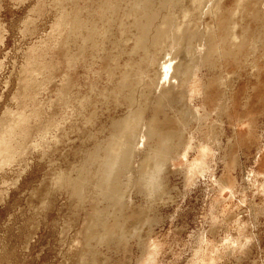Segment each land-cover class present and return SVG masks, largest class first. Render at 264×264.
I'll return each mask as SVG.
<instances>
[{
    "label": "rangeland",
    "instance_id": "rangeland-1",
    "mask_svg": "<svg viewBox=\"0 0 264 264\" xmlns=\"http://www.w3.org/2000/svg\"><path fill=\"white\" fill-rule=\"evenodd\" d=\"M80 1L0 0V264H264V0Z\"/></svg>",
    "mask_w": 264,
    "mask_h": 264
},
{
    "label": "bare ground",
    "instance_id": "bare-ground-1",
    "mask_svg": "<svg viewBox=\"0 0 264 264\" xmlns=\"http://www.w3.org/2000/svg\"><path fill=\"white\" fill-rule=\"evenodd\" d=\"M79 1H80V0H79ZM106 1H107V0H106ZM106 1H105V2H106ZM134 1H135V2H134ZM141 1H142V0H141ZM141 1H140V2H141ZM143 1H144V0H143ZM150 1H151V0H150ZM167 1H169V0H167ZM201 1H202V0H201ZM201 1H200V0H192V2H191V3H192V6H193V7L198 6V7H196V8L200 9L199 6H200V2H201ZM80 2H81V1H80ZM88 2H89V1H88ZM105 2H104V4H105ZM107 2H108V1H107ZM109 2H110V1H109ZM112 2H113V1H112ZM119 2H120V0L117 1V4H116L117 7H118ZM132 2H133V5H134V8H135V6L137 5L138 2H137V0H133ZM144 2H145V1H144ZM175 2H176V1H175ZM114 3H115V2H114ZM165 3H166V2H165ZM77 4H78V3H77ZM110 4H111V3H110ZM139 4H140V3H139ZM146 4H148L147 1H146ZM146 4H145V5H146ZM166 4H167V3H166ZM201 4H202V3H201ZM120 5H121V4H120ZM131 5H132V4H131ZM133 5H132V6H133ZM140 5H141V4H140ZM140 5H139V6H140ZM142 5H143V4H142ZM145 5H143V6H141V7H138V6H137L136 9L139 8L142 12H144V11H146V10L148 9V7H146ZM149 5H150V3H149ZM102 6H103V5H102ZM107 6H108V5H107ZM112 6H114V5L112 4ZM150 6H151V5H150ZM163 6H164V5H163ZM201 6H202V5H201ZM99 7H100V6H99ZM168 7H169V6H168ZM109 8H110V7H109ZM112 8H113V7H112ZM131 8H132V7H131ZM134 8H132V9L135 10V12H136V14H137V10L134 9ZM160 8H161V7H160ZM107 9H108V8H107ZM132 9H131V10H132ZM76 10H77V9H76ZM76 10H75V11H76ZM101 10H102V9H101ZM140 10L138 11L139 14L141 13ZM151 10H152V9H151ZM160 10H161V9H160ZM194 10H195V9H194ZM104 11H105V10H104ZM192 11H193V10H192ZM109 12H110V11H109ZM111 12H112V11H111ZM135 12H134V13H135ZM148 12H149V10H148ZM186 12H187V11H186ZM62 13H63V12H62ZM68 13H69V12H68ZM75 13H76V15L74 14V18H73V20H74V21H73V28H74V32H73V33H75V37L78 38V36H79L78 32H79L81 29H83V27H82V21H81V19H80L81 11L79 10L78 12H75ZM146 13H147V11H146ZM152 13H154V12H152ZM155 13H156V12H155ZM157 13H158V10H157ZM157 13H156V15H157ZM159 13H160V12H159ZM63 14H64V13H63ZM109 14H110V13H109ZM147 14H148V13H147ZM161 14H163V13H160V16H161ZM164 14H165V13H164ZM164 14H163V15H164ZM167 14H169V12L166 13L165 15H167ZM186 14H187V13H186ZM142 15H143V14H142ZM150 15H151V13H150ZM66 16H67V15H66ZM66 16H65V17H66ZM145 16H146V15H145ZM157 16H158V15H157ZM169 16H171V15H167V18H169ZM105 17H106V16H105ZM136 17H137V16H136ZM138 17H139V16H138ZM141 17H142V16H141ZM143 17H144V16H143ZM152 17H153V16H152ZM66 18H68V17H66ZM145 18H146V17H145ZM145 18H144V19H145ZM149 18H150V16H149ZM154 18H155V17H154ZM161 18L164 19V18H166V17H162V16H161ZM161 18H159V19H161ZM171 18H172V17H171ZM146 19H147V18H146ZM151 19H152V18H150V19H148V20H151ZM135 20H136V19H135ZM135 20H134V21H135ZM138 20H139V19H138ZM153 20H154V19H153ZM164 20H166V19H164ZM168 21H169V20H168ZM171 21L174 22V19H172ZM148 22H150V21H148ZM165 22H166V21H165ZM136 23H137V22H135V24H136ZM169 23H170V22H169ZM222 23H223V22H222ZM226 23H227V22H226ZM149 24H150V23H149ZM160 24H161V23H160ZM163 24H164V23H163ZM166 24H167V23H166ZM170 24H171V23H170ZM170 24H169V26H171ZM174 24H175V23H174ZM143 25H144V24H143ZM228 25H229V24H228ZM145 26L147 27V24H146ZM153 26H154V25H153ZM162 26H163V25H161L160 27H158V29H156V30H157V31H156L157 33L155 32V37L157 38L156 42L158 41V39L160 40V39L166 38L165 35H164V33L162 32V31H163V28H161ZM229 26H230V25H229ZM135 27H136V26H135ZM142 27H143V26H142ZM164 27L166 28L167 26L165 25ZM176 27H177V26H176ZM153 28H154V27H153ZM174 28H175V25H174ZM178 28H179V27H178ZM139 29H140V28H139ZM143 29H144V28H143ZM146 29H148V28H146ZM170 29H171V28H170ZM170 29H168V30H170ZM172 29H173V28H172ZM148 30H149V29H148ZM176 30H177V29H176ZM141 31H142V30H141ZM149 31H150V30H149ZM149 31H147V32H149ZM152 31H153V30H152ZM154 31H155V30H154ZM166 31H167V30L165 29V32H166ZM177 31H179L177 34L174 33L176 36H178V34L180 33V29H178ZM139 32H140V31H139ZM147 32H146V33H147ZM173 32H174V31H173ZM175 32H176V31H175ZM140 33H141V32H140ZM140 33H139V34H140ZM143 33H144V31H143ZM152 33H153V32H152ZM166 33H169V31L166 32ZM227 33H228V32H227ZM231 33H232V32H231ZM91 34H92V32H91ZM93 34H94V30H93ZM148 34H149V33H148ZM150 34H151V31H150ZM175 35H174V36H175ZM141 36H142V35H141ZM141 36H139L138 39H137V40H138V46H141V45L143 46L142 43H146V41H145V42L142 41V42L139 43V38H140ZM143 36H144V35H143ZM143 36H142V37H143ZM145 36H146V35H145ZM153 36H154V35H153ZM166 36H167V35H166ZM170 36H171V34H170ZM179 36H180V35H179ZM190 36H191V35H190ZM73 37H74V36H73ZM142 37H141V38H142ZM146 37H148V35H147ZM172 37H173V36H172ZM136 38H137V37H136ZM143 38H144V37H143ZM175 38H176V37H175ZM195 38H196V37H195ZM232 38H233V39H232ZM170 39H171V37H170ZM176 39H177V38H176ZM176 39H175V40H176ZM186 39H187V38H186ZM142 40H143V39H142ZM145 40H146V39H145ZM177 40H178V39H177ZM177 40H176V41H177ZM179 40H180V39H179ZM230 40H231L232 42L235 40L234 35L231 37ZM140 41H141V40H140ZM227 41H228V40H227ZM160 42H161V40H160ZM181 43H182V42H181ZM160 44H161V43H160ZM177 44H178V43H177ZM231 44H232V43H231ZM155 45H156V44H155ZM155 45H154V46H155ZM157 46L159 47V45H156V47H157ZM230 47H231V46H230ZM240 47H241V46H240ZM210 48H211V47H210ZM208 50H210V49H208ZM230 50H231V49H230ZM206 56H207V55H206ZM169 63H170V62H169ZM184 66H185V65H184ZM151 67H152V66H151ZM186 68H187V67H186ZM189 69H190V68H189ZM174 71H175V68L173 67V65H172V64H170V65L167 64V66L164 67V71L161 73V77H160V79H163L162 81H164V82H168L169 80L173 79L172 73L174 74ZM187 72H188V71H187ZM125 76H126V75H125ZM177 76H178V75H177ZM124 80H125V79H124ZM126 80H127V78H126ZM131 120H132V119H131ZM131 120H130V121H131ZM127 121H129V120H127ZM127 121H126V123H127ZM130 121H129V122H130ZM132 121H133V120H132ZM119 125H120V124H119ZM128 125H129V124H128ZM134 125H135V124H134ZM123 126H124V125H123ZM117 127H118V126H117ZM124 127H125V126H124ZM124 127H123V129H125ZM118 128H119V127H118ZM128 128H129V127H128ZM131 128H132V125H131ZM119 129H121V128H119ZM126 129H127V128H126ZM121 130H122V129H121ZM122 131H125V130H122ZM126 131H127V130H126ZM128 131H129V130H128ZM123 133H124V132H123ZM123 133H122V134H123ZM122 134L120 135V137H121L120 141H122V140L124 139V138H122V137H123ZM127 134H128V133H127ZM123 135H124V134H123ZM147 136H148V135H147ZM147 136H146V137H147ZM117 137H118V136H117ZM146 137H145V136L142 137V138H143L142 142H145V139H144V138H146ZM118 138H119V137H118ZM126 138L129 139V138H128V135H127ZM147 138H148V137H147ZM127 139H124V142H125ZM130 139H131V137H130ZM114 140H115V139H114ZM112 141H113V140H112ZM112 141H111V143L115 144V142H112ZM129 141H130V140H129ZM129 141H128V143L130 144ZM126 142H127V141H126ZM126 142H125V143H126ZM132 142H133V141H132ZM163 142H164V141H163ZM125 143H124V144H125ZM136 143H137V142H136ZM120 144H121V143H120ZM124 144H123V145H124ZM129 144L127 145V143H126L125 145H127V146L124 145L125 147H123V145H122V148H124V149L127 148V147L129 148V147H130ZM133 144H134V143H133ZM133 144H132V145H133ZM138 145H139V143H138ZM145 145H146V144H145ZM112 146H113V145L111 144V147H112ZM120 147H121V146H120ZM139 148H140V147H139ZM111 149H112V148H111ZM111 149H106V150H105L106 153H107V154H111V153H112V150H111ZM113 149H114V148H113ZM121 150H122V149H121ZM125 150H126V149H125ZM125 150H122V152L124 151V153H125ZM163 150H164V149H162V151H163ZM110 151H111V152H110ZM114 151H115V150H114ZM114 151H113V152H114ZM162 151H161V152H162ZM106 153H105V154H106ZM124 153H123V154H124ZM94 155H95V154H94ZM97 155H98V154H97ZM114 155H115V154H114ZM126 155H128V153H126ZM155 156H157V155H155ZM155 156H154V157H155ZM127 157H129V156H127ZM112 158H113V157H112ZM160 158H161V157H160ZM128 159H129V158H128ZM149 159H150V158H149ZM157 159H158V158H157ZM147 160H148V159H147ZM147 160H146L145 163H147V166H148V163H150V162H147ZM150 161H151V160H150ZM154 161H155V160H154ZM145 163H143V164L141 165V167H142L143 165H145ZM145 166H146V165H145ZM145 166H144V167H145ZM148 167H149V166H148ZM148 167H145V168H148ZM142 168H143V167H142ZM104 173H105V172H104ZM65 183H66V181H65ZM67 183H68V182H67ZM67 183H66V184H67ZM71 184H72V183H71ZM72 185H73V184H72ZM105 185H107V184H105ZM108 186H109V185H108ZM107 188H108V187H107ZM107 188H106V189H107ZM110 188L112 189V187H110ZM72 189H73V194H77V193H79V192L81 191V190H80V187H79V182H77L76 184H74V185L72 186ZM104 190H105V189H104ZM107 190H108V189H107ZM107 190H105V191H107ZM105 191H104V193H105ZM109 191H110V190H109ZM108 193H109V192H108ZM111 193H112V190H111L110 194H111ZM110 194H109V195H110ZM116 194H117V193H116V190H115V191L113 192V195H111L110 197H112V198H111L112 200H113V198H116L117 200H116V199H115V200L117 201V203H119L118 200L120 199V197H119V195L116 196ZM109 195H108V196H109ZM106 196H107V195H106ZM108 196H107L106 198H109ZM111 205H112V204H111ZM96 220H97V219H96ZM96 220H95V221H96ZM99 223H100V222H99ZM115 226H116V225H115Z\"/></svg>",
    "mask_w": 264,
    "mask_h": 264
}]
</instances>
